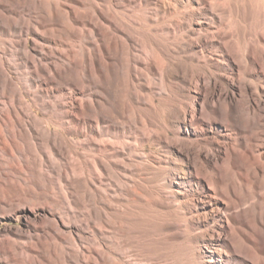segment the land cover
<instances>
[{
    "label": "rangeland",
    "instance_id": "obj_1",
    "mask_svg": "<svg viewBox=\"0 0 264 264\" xmlns=\"http://www.w3.org/2000/svg\"><path fill=\"white\" fill-rule=\"evenodd\" d=\"M0 264H264V0H0Z\"/></svg>",
    "mask_w": 264,
    "mask_h": 264
}]
</instances>
